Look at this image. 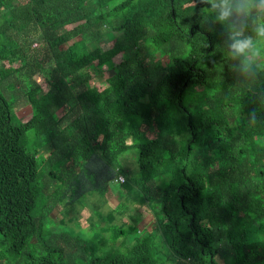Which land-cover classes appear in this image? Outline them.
Instances as JSON below:
<instances>
[{
	"label": "trees",
	"instance_id": "16d2710c",
	"mask_svg": "<svg viewBox=\"0 0 264 264\" xmlns=\"http://www.w3.org/2000/svg\"><path fill=\"white\" fill-rule=\"evenodd\" d=\"M261 90L193 0H0V264H264ZM112 183L153 219L125 250L50 216Z\"/></svg>",
	"mask_w": 264,
	"mask_h": 264
},
{
	"label": "rangeland",
	"instance_id": "374dc122",
	"mask_svg": "<svg viewBox=\"0 0 264 264\" xmlns=\"http://www.w3.org/2000/svg\"><path fill=\"white\" fill-rule=\"evenodd\" d=\"M112 39L107 36L102 40L92 42L90 44V48H94L96 46H100L102 48H106L111 45ZM40 42L38 38L32 39V47H39ZM159 58L164 59V56L160 55ZM7 65V64H6ZM15 65H19V63H15ZM95 77L91 80L94 84H103L106 82L107 78L111 75V71L106 67H103L101 70H93ZM47 89V84L45 81L41 82V88L39 89V93L41 94L43 91ZM9 99L12 101L15 99L13 94H9ZM33 104L29 103L25 96L20 92L17 93V98L12 108V117L14 119H18L19 121L27 120L31 114L33 113ZM130 152L136 155V150L132 149L125 153L128 154ZM132 155V154H131ZM124 165L129 168H133L134 164L136 166L135 157L134 161L131 156H127L124 159ZM129 198L124 196L123 191L117 184H110V189L106 192L102 197L93 194L89 195L85 199V204L76 205L74 210L64 213L62 210H55L50 216L54 221H58L63 217L65 221H68L70 224H73V220L75 219L81 227L75 228V231L81 230V236H87V233L90 234L91 230L97 229L101 226H104L106 223L105 215L108 211L114 210L115 219L113 220V224L121 225L124 220L128 221L129 224H134V231L130 234H127L126 237L120 236L113 243L109 241V232H102V235L106 239V246L108 248L118 247L121 250H125L126 246L131 244L132 239L135 235L140 234L145 228L151 227L153 224L151 213L145 206H137L133 204ZM132 216V218H131ZM69 218L71 220H69Z\"/></svg>",
	"mask_w": 264,
	"mask_h": 264
},
{
	"label": "clouds",
	"instance_id": "9594fccd",
	"mask_svg": "<svg viewBox=\"0 0 264 264\" xmlns=\"http://www.w3.org/2000/svg\"><path fill=\"white\" fill-rule=\"evenodd\" d=\"M193 4L201 5L205 17L221 26L228 58L253 83L257 73H264V0H193ZM256 95L264 99V90Z\"/></svg>",
	"mask_w": 264,
	"mask_h": 264
}]
</instances>
